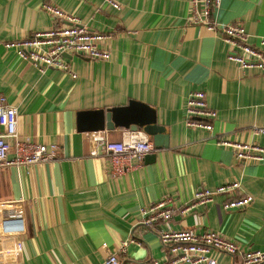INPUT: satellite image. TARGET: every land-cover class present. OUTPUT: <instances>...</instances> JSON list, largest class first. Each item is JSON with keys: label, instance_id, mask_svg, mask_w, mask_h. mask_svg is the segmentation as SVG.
<instances>
[{"label": "crops", "instance_id": "1", "mask_svg": "<svg viewBox=\"0 0 264 264\" xmlns=\"http://www.w3.org/2000/svg\"><path fill=\"white\" fill-rule=\"evenodd\" d=\"M0 0V95L16 109L18 139L58 147L55 159L0 170L2 209L21 215L16 237L22 250L10 264H101L121 243L134 237L123 264L163 261V230H210L234 241L240 251L264 250V158L240 163L218 138L255 141L264 146V73L230 62L219 30L188 21L190 0ZM48 3L75 18L90 32L105 33L108 60L63 54L68 68L38 70L4 48L7 40L72 24L43 8ZM218 24H242L249 44L264 37V0H219L212 11ZM74 74V76H72ZM202 89L216 111L210 132L188 127L183 103ZM149 105L164 126L167 145L154 147L132 169L112 175L109 159L92 155L77 127L85 110ZM128 128L108 131L121 140ZM12 156L13 140H9ZM239 182L232 193L181 213L196 190ZM248 195L250 204L225 210L223 202ZM169 197L176 213L147 227L141 207ZM11 204L9 205V203ZM3 227L0 222V234ZM216 264H242L239 254H216Z\"/></svg>", "mask_w": 264, "mask_h": 264}, {"label": "built area", "instance_id": "2", "mask_svg": "<svg viewBox=\"0 0 264 264\" xmlns=\"http://www.w3.org/2000/svg\"><path fill=\"white\" fill-rule=\"evenodd\" d=\"M112 8L119 10L121 5L116 0H101ZM219 0H190L188 21L195 25H203L210 31L219 30L222 40L228 46L227 59L242 70H257L264 73V37L256 44L247 42V35L242 24H218L212 18V11ZM43 8L59 18H67L70 25L54 26L34 32L24 39L7 40L4 48L12 50L18 58L29 61L35 68L43 72L46 68L67 69L63 54H79L94 60H108V39L105 33L90 32L79 26L75 18L68 16L61 9L48 3ZM69 71V70H67ZM74 76V74H72ZM185 125L210 132L216 111L211 109L202 89L190 91L183 103ZM16 109L6 98L0 95V170L7 166H21L49 162L56 158L58 147L18 139L16 135ZM264 132V128H254L253 134ZM83 137L92 155H104L109 159V170L112 175H120L134 166L133 159L141 162L152 147L149 136L141 129L125 131L121 140L113 141L107 130L83 132ZM13 140L12 156L9 157ZM217 145L232 151L240 163H259L264 158V146L255 141L241 142L228 138H218ZM238 181L219 185L213 189L196 190L190 202L180 210L184 213L198 204H207L219 194H232L238 187ZM252 197L248 195L233 197L223 202L225 210H238L250 204ZM11 202L9 203V205ZM0 206H4L0 203ZM176 206L169 197H164L139 210V223L152 227L159 222L169 221L176 213ZM0 264H10L18 258L22 245L17 235L23 231L21 215L16 211H6L0 215ZM165 247L166 258L163 261L152 260L148 264H216V254H239L242 264H264V250L252 249L240 251L237 244L210 230L196 233L191 229L163 230L159 234ZM140 245L134 237L121 243L120 252L109 253L101 264H123L122 255L129 244Z\"/></svg>", "mask_w": 264, "mask_h": 264}, {"label": "water", "instance_id": "3", "mask_svg": "<svg viewBox=\"0 0 264 264\" xmlns=\"http://www.w3.org/2000/svg\"><path fill=\"white\" fill-rule=\"evenodd\" d=\"M77 127L79 131H112L117 127L130 131L141 129L152 138L156 148L166 146L168 139L164 126L157 123L155 110L136 101H130L126 106L81 111L78 113ZM7 210L3 208L2 213Z\"/></svg>", "mask_w": 264, "mask_h": 264}, {"label": "rangeland", "instance_id": "4", "mask_svg": "<svg viewBox=\"0 0 264 264\" xmlns=\"http://www.w3.org/2000/svg\"><path fill=\"white\" fill-rule=\"evenodd\" d=\"M59 70H62V71H67V70H65V69H59Z\"/></svg>", "mask_w": 264, "mask_h": 264}]
</instances>
